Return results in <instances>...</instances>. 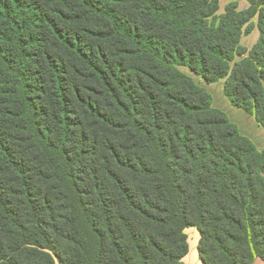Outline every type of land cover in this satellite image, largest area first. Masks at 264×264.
<instances>
[{
  "label": "trees",
  "instance_id": "obj_1",
  "mask_svg": "<svg viewBox=\"0 0 264 264\" xmlns=\"http://www.w3.org/2000/svg\"><path fill=\"white\" fill-rule=\"evenodd\" d=\"M246 1L0 0V264L264 262V150L180 69L264 128Z\"/></svg>",
  "mask_w": 264,
  "mask_h": 264
},
{
  "label": "crops",
  "instance_id": "obj_2",
  "mask_svg": "<svg viewBox=\"0 0 264 264\" xmlns=\"http://www.w3.org/2000/svg\"><path fill=\"white\" fill-rule=\"evenodd\" d=\"M232 1L238 2L239 10H246L249 7V3L246 0H232ZM229 2H231V1L229 0ZM221 4H222V0H220L219 14H222L225 11V7H226L225 6L224 10L222 11L221 10ZM220 12H222V13H220ZM255 30H257V29H255ZM255 30L253 31V33L255 32ZM244 37H250V35L244 36ZM244 37L242 38V43L244 41ZM258 38H259V32H258V36H257V39H256L254 44H256ZM254 44H253V46H254ZM221 82H224V80ZM219 107H220L219 109L223 110L225 113H227V115H228V113H231L233 116L237 115V116H234V117H236L234 119L230 118L233 120V121L232 120L231 121L239 127L242 134H244L245 136L250 138L256 144L258 149L264 150V128L258 125V123L256 122V120L253 116L247 114L244 111H239L242 109L233 106L228 100H226V102L223 103V106H219ZM242 112H244V113H242ZM183 261L185 264H203L199 258L198 253H196V254L195 253H188L185 256V258L183 259ZM254 264H264V262L260 258H257L255 260Z\"/></svg>",
  "mask_w": 264,
  "mask_h": 264
},
{
  "label": "rangeland",
  "instance_id": "obj_3",
  "mask_svg": "<svg viewBox=\"0 0 264 264\" xmlns=\"http://www.w3.org/2000/svg\"><path fill=\"white\" fill-rule=\"evenodd\" d=\"M230 1L232 2V0H230ZM228 2H229V0H222V4H221V10L222 11L224 10V7L228 4ZM220 13H222V12H220ZM257 36H258V31L255 30V32L252 35H250V37H244V41L242 43L244 45V47L250 49L253 46V44L255 43ZM180 69L183 72H185L186 74L190 75L200 86L206 88L212 94L213 99H214L213 103H214V106L216 108H220L219 106H223V103H225L226 100H228V98L224 95V91H223L224 82H221L223 80L216 82V83L208 84L200 76L193 73L189 68L181 67ZM239 111H243V110H239ZM242 113H244V112H242ZM228 115L230 116L229 118H233V119L236 118L234 116H237V115L233 116L231 113H228ZM230 120H232V119H230ZM186 234L188 236L189 253H195V254L198 253L197 247H198V243L200 240V234H199L197 228H195V227L187 228Z\"/></svg>",
  "mask_w": 264,
  "mask_h": 264
}]
</instances>
